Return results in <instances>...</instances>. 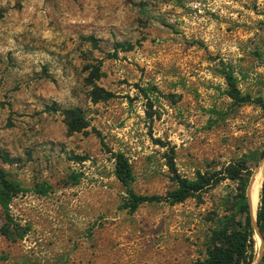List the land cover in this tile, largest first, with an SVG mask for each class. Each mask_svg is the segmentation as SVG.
Wrapping results in <instances>:
<instances>
[{
  "label": "rangeland",
  "instance_id": "374dc122",
  "mask_svg": "<svg viewBox=\"0 0 264 264\" xmlns=\"http://www.w3.org/2000/svg\"><path fill=\"white\" fill-rule=\"evenodd\" d=\"M74 108L86 125L67 131L62 110ZM117 151L129 188L159 196L174 174L264 151V0H0V154L11 159L0 168L26 228L15 242L0 234V264L203 258L235 184L129 211Z\"/></svg>",
  "mask_w": 264,
  "mask_h": 264
},
{
  "label": "trees",
  "instance_id": "16d2710c",
  "mask_svg": "<svg viewBox=\"0 0 264 264\" xmlns=\"http://www.w3.org/2000/svg\"><path fill=\"white\" fill-rule=\"evenodd\" d=\"M228 85L227 95L235 100H242L236 92L231 76L225 74ZM67 131H78L86 125L80 110H62ZM100 146L105 147L100 140ZM264 151L258 153L249 152L229 161L220 171L210 174L196 172L191 178L174 174L175 187L164 196L144 195L134 193L129 184L132 180V173L127 158L122 152H113V175L124 187L126 194L123 208L129 211L134 210L139 204L145 202H157L166 199L169 203H179L220 180L227 179L235 184L234 190L226 199L228 206L227 213L223 214L217 227L209 232L204 256L194 260L191 264H251L255 258L253 230L250 225L251 212L246 194V186L251 174V165L263 156ZM3 162H10L11 159L0 154ZM258 192V204L255 210V222L258 230L264 239V168ZM37 192L42 193L41 187ZM17 194V187L6 176L0 168V207L3 210V223L0 226V234L9 242L21 239L26 231L25 227L14 222L9 210V202Z\"/></svg>",
  "mask_w": 264,
  "mask_h": 264
},
{
  "label": "water",
  "instance_id": "95a60500",
  "mask_svg": "<svg viewBox=\"0 0 264 264\" xmlns=\"http://www.w3.org/2000/svg\"><path fill=\"white\" fill-rule=\"evenodd\" d=\"M263 164H264V153H263V156L258 161V163L256 164L255 168L253 169V171L251 173V176L249 178L247 187H246V194H247V198H248V202H249L250 212H251V188H252V185H253V183L255 181V177L257 175V172H258V170L261 168V166ZM260 183H261V181H260ZM259 188H260V186H259ZM250 225L252 227V230H253L254 234L257 236L258 241H259L258 242V251H257V254H256L253 262H252L253 264H255L258 261L260 255L262 253L263 237L261 236V234H260V232L258 230L257 224L255 222V215L254 216L251 215Z\"/></svg>",
  "mask_w": 264,
  "mask_h": 264
},
{
  "label": "bare ground",
  "instance_id": "6f19581e",
  "mask_svg": "<svg viewBox=\"0 0 264 264\" xmlns=\"http://www.w3.org/2000/svg\"><path fill=\"white\" fill-rule=\"evenodd\" d=\"M257 175H258V172H257ZM257 175L255 177V181H254V183L252 185V188H251V205H252V208H253V214L255 212V208H256V205H257L258 191H259V186H261L260 185V181H261V178H262V176L260 174L258 176Z\"/></svg>",
  "mask_w": 264,
  "mask_h": 264
}]
</instances>
